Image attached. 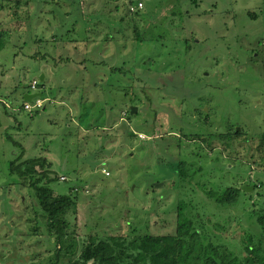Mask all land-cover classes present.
Returning <instances> with one entry per match:
<instances>
[{
  "label": "rangeland",
  "instance_id": "obj_1",
  "mask_svg": "<svg viewBox=\"0 0 264 264\" xmlns=\"http://www.w3.org/2000/svg\"><path fill=\"white\" fill-rule=\"evenodd\" d=\"M137 2L133 14L123 1L0 0V264L53 254L41 222L32 230L31 191L8 176L21 150L65 177L56 194L74 188L78 246L170 235L185 203L214 215L234 255L245 236L264 247L252 216L264 208V0ZM27 93L49 102L27 112ZM241 185L255 187L233 206L204 195Z\"/></svg>",
  "mask_w": 264,
  "mask_h": 264
},
{
  "label": "trees",
  "instance_id": "obj_2",
  "mask_svg": "<svg viewBox=\"0 0 264 264\" xmlns=\"http://www.w3.org/2000/svg\"><path fill=\"white\" fill-rule=\"evenodd\" d=\"M112 1L125 2L128 11L130 7L136 8L141 3L134 5L133 0ZM140 9L136 8L131 13L136 14ZM239 134L236 130H229L227 134L216 135L227 143V139L233 141ZM194 136L199 137L198 134ZM261 144L264 146V137L260 139ZM23 156L21 150L9 162L8 176L16 178L11 184L31 191L34 202L32 209L36 218L32 230H38L36 221L41 222L49 241L48 248L53 253L47 264H264L262 245L252 242L250 236H245L242 247L244 255H234L222 245L219 231L223 227L214 215L187 210L185 203L175 208L174 231L170 235L129 238L93 235L78 246L75 221L70 222L68 219V216L74 217L77 210L74 188L66 194H56L50 188V183L59 180L60 176L52 175L50 162L43 156L29 159H23ZM186 165L180 161L174 167L181 182L187 180L183 173ZM245 193L248 192L236 187L204 190V195L219 207L236 205ZM252 216L264 240V208L254 210Z\"/></svg>",
  "mask_w": 264,
  "mask_h": 264
},
{
  "label": "built area",
  "instance_id": "obj_3",
  "mask_svg": "<svg viewBox=\"0 0 264 264\" xmlns=\"http://www.w3.org/2000/svg\"><path fill=\"white\" fill-rule=\"evenodd\" d=\"M136 8H142V4L141 3H138L137 4V7ZM135 7H130L129 8V11L130 12H133L135 9ZM30 89L31 90H36V83L35 82H32L30 84ZM44 101L43 99H40L39 97H35L31 100V102H24L23 104V109L27 112H32L33 110L36 111L38 109H41L43 107V104H44ZM104 172V171H103ZM105 175L107 174L106 172H104ZM60 180L61 181H64L65 180V177H60Z\"/></svg>",
  "mask_w": 264,
  "mask_h": 264
},
{
  "label": "water",
  "instance_id": "obj_4",
  "mask_svg": "<svg viewBox=\"0 0 264 264\" xmlns=\"http://www.w3.org/2000/svg\"><path fill=\"white\" fill-rule=\"evenodd\" d=\"M39 80L42 81V80H43V77L40 76ZM38 96H39V94H28V93H27V94H25V95L23 96V100H24V102H31V100H32L33 98L38 97ZM135 110H136V109L133 108V107L130 108L131 113L135 112ZM236 131H239V130L237 129ZM240 189H241L242 191L249 192V191H252V190H253V187H247V186H245V185H241V186H240ZM89 264H90V263H89Z\"/></svg>",
  "mask_w": 264,
  "mask_h": 264
},
{
  "label": "crops",
  "instance_id": "obj_5",
  "mask_svg": "<svg viewBox=\"0 0 264 264\" xmlns=\"http://www.w3.org/2000/svg\"><path fill=\"white\" fill-rule=\"evenodd\" d=\"M43 79L45 78L43 75H42Z\"/></svg>",
  "mask_w": 264,
  "mask_h": 264
}]
</instances>
